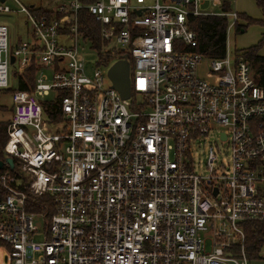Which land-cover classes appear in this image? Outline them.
Segmentation results:
<instances>
[{"label":"built area","instance_id":"2783aa9c","mask_svg":"<svg viewBox=\"0 0 264 264\" xmlns=\"http://www.w3.org/2000/svg\"><path fill=\"white\" fill-rule=\"evenodd\" d=\"M13 1L30 34L11 50L0 24V89L11 66L18 84L32 69L34 78L12 93L0 264H256L244 224L264 222V90L227 47L221 59L189 51L190 18L225 17L228 34L237 15L203 9L216 0H58L50 15ZM83 8L99 25L101 57L133 61L127 99L102 70L86 72ZM112 43L128 52L105 50ZM203 59L210 81L198 75Z\"/></svg>","mask_w":264,"mask_h":264},{"label":"rangeland","instance_id":"374dc122","mask_svg":"<svg viewBox=\"0 0 264 264\" xmlns=\"http://www.w3.org/2000/svg\"><path fill=\"white\" fill-rule=\"evenodd\" d=\"M218 5H213L212 1L203 6V9L210 12H222L224 5H229L227 12H232L237 15V24L241 27L240 30L233 27L229 30L226 38L227 51L232 59L243 58V54L246 50L253 47H259L257 54L264 57V0H216ZM20 2L27 8L30 6L35 7H55L58 0H20ZM149 2V1H148ZM6 5L10 8V13L0 12V24H5L9 28V45L10 49L14 48V45L26 41L29 38L30 26L22 13H16L18 5L13 0H7ZM115 44H110L105 50L113 48ZM116 51L121 48L115 46ZM78 49L80 55L85 60V67L87 74H91L95 69H100L107 75L108 70L118 61L116 58L110 59L107 63H102L103 57L100 55V51L94 49L91 43L84 39L82 35L79 36ZM210 66L209 60L203 59L198 68V75L208 81L207 74L209 73ZM107 77V76H106ZM25 78V77H24ZM18 80L16 66H11L8 70V87L0 89V106L5 107L4 110H0V122H8L12 116V93L18 89ZM109 80L105 81L106 85H109ZM138 96H136L137 98ZM133 100V97H132ZM61 127V126H60ZM57 128L56 132L62 133L61 128ZM223 154H219V162L227 164L228 152L225 146H223ZM35 225L41 233L44 232L45 225L42 218H36ZM206 240L207 247H209L210 240L207 235H202ZM36 239V238H35ZM38 239V238H37ZM256 264H264V261Z\"/></svg>","mask_w":264,"mask_h":264},{"label":"trees","instance_id":"16d2710c","mask_svg":"<svg viewBox=\"0 0 264 264\" xmlns=\"http://www.w3.org/2000/svg\"><path fill=\"white\" fill-rule=\"evenodd\" d=\"M82 4L86 5L93 3L96 0H79ZM224 10H229V5H224ZM29 9L32 12H35L37 15H50L44 7L36 8L34 5L30 6ZM78 32L82 37L89 42H91L92 47L97 51L101 50L103 43L99 38L100 30L99 25L95 22L94 18L89 14V12L83 8L78 12ZM228 26V21L225 17H216V16H207V17H194L189 19V27L195 32L197 36L198 46L196 49L189 51L199 52L207 59H221L226 54V29ZM238 30L241 29L238 26L237 21L234 25ZM258 47H253L249 50H246L243 54V60L247 61L251 66L255 78L256 84L264 90V57L257 54ZM116 58L117 55H110L103 57V60L109 62L110 59ZM130 63L129 75L133 69V61L128 58ZM25 81L20 80L18 84V89L20 90H29L33 83L34 70L29 71L25 76ZM27 82L30 83L28 86ZM5 107L0 106V110H4ZM57 106H56V114ZM10 122H0V162H3L7 159L6 153L4 152V147L8 140L7 135V125ZM15 168L16 161L14 160ZM1 172V171H0ZM37 205L42 200V198H37ZM31 211L38 212V208H35ZM244 234L246 239V252L247 257L252 262H261L264 261V256L261 255L262 250L264 249V222H249L244 224Z\"/></svg>","mask_w":264,"mask_h":264},{"label":"water","instance_id":"95a60500","mask_svg":"<svg viewBox=\"0 0 264 264\" xmlns=\"http://www.w3.org/2000/svg\"><path fill=\"white\" fill-rule=\"evenodd\" d=\"M4 0H0L3 2ZM140 15V12H137ZM11 59V63L13 62ZM130 63L127 56L118 58V61L108 70L107 77L111 82L112 88L115 89L124 99L130 96V77H129ZM11 168H13V160L8 158L5 160ZM3 162H0V169H2Z\"/></svg>","mask_w":264,"mask_h":264},{"label":"crops","instance_id":"0c3cea01","mask_svg":"<svg viewBox=\"0 0 264 264\" xmlns=\"http://www.w3.org/2000/svg\"><path fill=\"white\" fill-rule=\"evenodd\" d=\"M36 8H38V7H36Z\"/></svg>","mask_w":264,"mask_h":264}]
</instances>
